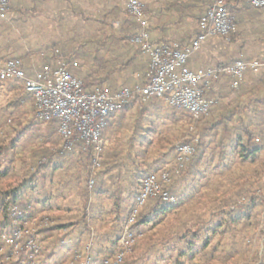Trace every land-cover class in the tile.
Here are the masks:
<instances>
[{"label": "trees", "instance_id": "obj_1", "mask_svg": "<svg viewBox=\"0 0 264 264\" xmlns=\"http://www.w3.org/2000/svg\"><path fill=\"white\" fill-rule=\"evenodd\" d=\"M242 7L255 13L261 9L244 3ZM235 10L233 6L231 11ZM235 34H230L229 40ZM132 38L130 35L126 40ZM91 41L90 38L86 44ZM56 50L63 52L60 57L69 63L75 57L83 60L78 72L85 92L101 86L116 89L136 54H141L135 46L119 52L118 47L98 44L91 53L85 52L84 47L71 53L66 46L51 43L11 59L21 61L24 68L33 58L54 65L60 58ZM128 84L122 87H130ZM141 84H146V77ZM212 85L213 80L210 88ZM231 93L236 94L233 104L218 97L208 114L197 120L170 106L165 98L123 107L106 119L98 166L93 168V148L82 142L68 150H50L51 140L58 136V122H38L32 100L29 108L25 106L28 94L24 85L17 80L0 81V94L12 97L3 113L13 123L8 128V118H0V202L8 197L13 204L31 205L35 213L38 209L47 210L54 224L41 229L39 235L41 246L49 251L45 256L48 258L56 256L54 250L61 247L66 236L72 235L76 240L91 225L95 236L91 264H102L115 256L123 224L143 182L169 171L177 158V147L192 144L194 153L182 174L166 188L175 202L148 200L131 229L151 230L171 213L188 214V218L178 219L173 238L177 257L173 264H210L218 251L224 253L221 259L232 258L247 245L248 231L254 226L253 213L261 203L256 195L264 190V75L252 79L247 88L241 86ZM132 106L137 107L134 119L124 124ZM167 118L173 124L185 119L193 130H187L186 139L174 135L171 140L173 126L165 133L162 128ZM194 139L197 142L193 143ZM27 167L29 170L20 176L19 171ZM91 175L93 186L88 191ZM244 194L249 196L245 204L239 200ZM78 197L76 206L69 208L67 201ZM200 203L202 210L190 211L193 204ZM6 219L5 216L0 221V232L9 231ZM227 237L230 243L225 252L222 248ZM122 264L132 261L126 259ZM260 264H264V256Z\"/></svg>", "mask_w": 264, "mask_h": 264}, {"label": "built area", "instance_id": "obj_2", "mask_svg": "<svg viewBox=\"0 0 264 264\" xmlns=\"http://www.w3.org/2000/svg\"><path fill=\"white\" fill-rule=\"evenodd\" d=\"M243 3L252 8H264V0H209V6L198 22L199 34L196 40L182 49L177 45L153 47L143 3L140 0H126V11L139 28L138 34L130 42L148 58L146 84L142 86L119 87L116 90L101 86L85 92L81 78L74 75L71 64L62 57L54 65L31 63V75L27 74L21 61L6 60L0 63V81L17 80L24 85L33 102L38 122H58L57 134L61 140L59 150H68L76 142L92 147L94 168L98 166L103 146L106 119L123 107L134 102L145 103L152 98H165L170 106L197 120L207 115L215 102V98L206 95V91L218 73L228 76L232 90L239 89L247 75L253 78L264 75V62L260 59L236 60L220 70L202 67L192 71L187 67L190 57L207 38L225 37L236 31L231 9ZM8 6V0H0V18L5 17ZM193 153L192 144L179 145L177 158L170 170L159 173L157 177L150 176L143 182L125 222L117 252L112 260L102 264H121L138 237L131 227L148 200L175 202L166 188L173 177L181 175ZM92 186L91 175L87 183L88 191ZM39 211L35 213L29 204H13L8 197L0 202V221L6 216L9 228L7 232H0V264H45L42 259L48 256L49 251L41 246L39 232L52 225L53 221L43 214L36 217ZM93 237L94 231L91 228L88 229L84 243L82 239L77 243L66 237L60 243L61 250L54 252L61 256H52L55 258L52 264H91Z\"/></svg>", "mask_w": 264, "mask_h": 264}, {"label": "crops", "instance_id": "obj_3", "mask_svg": "<svg viewBox=\"0 0 264 264\" xmlns=\"http://www.w3.org/2000/svg\"><path fill=\"white\" fill-rule=\"evenodd\" d=\"M140 1L148 18L150 42L156 48L177 45L183 49L190 46L199 34L198 22L209 6V0ZM84 4L90 8H85ZM125 4L126 0H10L8 12L4 18H0V63L28 51L44 49L51 43L64 45L71 53L88 45L94 48L96 44L129 50L134 45L126 38L138 34L139 28L128 15ZM242 6H235L239 12L231 11L234 22H237L234 38L231 40L207 38L188 60L187 67L190 70L196 71L202 67L220 70L236 60L260 59L264 62V8L255 13ZM87 16H97L98 23L99 17L102 18L101 21L108 23L106 27L108 31L98 28L92 37L82 39L83 28L77 19ZM90 38L92 41L86 44ZM56 53L63 57L60 50H56ZM129 56L131 58L132 54ZM134 58L131 68L132 70L139 68L143 76L140 83L136 81L130 87L142 86L146 73V64L143 62L145 57L141 58L140 62L137 54ZM34 62L41 63L38 60ZM70 64L74 75L79 77L78 71L84 64L83 60L75 57ZM29 65L25 71L31 75ZM132 70L130 73H133V77L130 79L138 80L137 72L134 73ZM124 76L121 79L122 83L123 80L129 79ZM252 79L254 78L247 75L241 86L247 88ZM228 81V76L218 73L213 79L209 95L215 99L221 97L226 104L231 105L236 100V94L231 93L233 90L229 87ZM122 83L120 82L117 88L122 87ZM136 109L137 107L132 106L127 111L124 124H129L134 119L133 113ZM156 114L158 115V111ZM160 115L162 116V113ZM76 238L74 241L79 243V236ZM56 256L61 255L57 253Z\"/></svg>", "mask_w": 264, "mask_h": 264}, {"label": "rangeland", "instance_id": "obj_4", "mask_svg": "<svg viewBox=\"0 0 264 264\" xmlns=\"http://www.w3.org/2000/svg\"><path fill=\"white\" fill-rule=\"evenodd\" d=\"M9 1V6H8V10L10 8V0ZM84 7L88 9L89 6H87L86 4H84ZM90 8V7H89ZM102 8V6H101ZM103 10V9H102ZM100 12H102L100 10ZM103 15V14H101ZM107 19V18H106ZM105 19V20H106ZM75 20V19H74ZM80 23V25L83 28V36L81 37L82 39H87L89 37H92V34H95L96 31L99 29H104L106 31H108L107 25L108 23H105L104 21H101L102 18L99 17V23H98V17H91V16H87V17H79L77 19ZM110 20V19H109ZM109 22V21H108ZM235 24V23H234ZM236 26V25H235ZM133 29V27H132ZM237 32V26H236V31L230 34H234ZM228 34L226 37V39H229V35ZM225 37H218V38H225ZM80 38V40H81ZM127 50L126 48L120 49L119 52H123ZM84 51L87 53H91L92 51V46L88 45L84 47ZM144 54L141 53H137V56L139 57V62L141 60V58L143 59V62L145 61L146 64V71H147V67H148V58L147 56H143ZM37 59H32L29 63L36 61ZM39 61V60H38ZM138 62V61H136ZM133 66V65H132ZM139 68H136V70H132V68H130L127 71V74H125V78H129L127 80H129V84L125 82V80H123L124 82L122 83V81L120 80V82L123 85L128 84L127 86L132 85L133 83H135L136 81L138 83H140L141 77L143 76V73L140 74V71L138 70ZM134 71L137 72L136 75L138 76L137 78H139L138 80L134 79H130L131 77H133V73L131 74L130 72ZM146 77V74H145ZM27 100V101H26ZM12 101V97L10 94H0V118H8L7 120V124H8V128H10V125H13V123L11 122V117L7 114H4L3 111L6 108V106ZM25 106L26 108L30 107L31 104V100L28 97H26L25 99ZM31 109V108H30ZM8 113V112H6ZM185 119H183L182 121L178 122L177 124H173L171 120H169L168 118L164 120L163 124H162V128L164 129L163 132L165 133V131L168 129L169 126H173V132L170 135V137L172 138L171 140L174 139V135L175 136H180L181 138L183 137V139H186V137H188V133L187 130L189 131V133L193 130V126L192 125H186L185 124ZM12 123V124H10ZM192 128V130H191ZM42 132L44 131V127L41 128ZM11 131V129H10ZM41 134V133H40ZM35 137V135H33ZM61 145V140L59 139V137H55L51 140L50 144H49V149L54 151L56 149L59 148V146ZM188 163V162H187ZM186 163V164H187ZM31 169V168H30ZM28 167L25 169H22L19 171V175H23L24 173H26L28 171ZM182 174V173H181ZM214 177V176H213ZM177 179V177H173L171 183L168 185V187L173 183V181ZM263 182H264V178H263ZM257 198L258 200H260L261 203H258V206L256 207L254 213H253V219L252 222L254 224L253 228L250 229L248 231V236L246 238L247 245H245L243 248H241V250L235 254L232 258L229 259H221L220 255L224 254V253H220L219 251L217 252V254L215 255V258L210 261V264H259L261 259L264 256V190L262 193H257ZM248 195L244 194L242 195V198L239 199L241 202L248 203ZM79 199V197L76 200L73 199H69L67 202V206L69 208H74V206H76V202ZM82 199V198H81ZM202 203L200 204H193L189 209L190 211L192 210H202ZM39 210V209H38ZM182 210H180L181 212ZM40 214H43L45 216H49V218L53 221V217H51L49 215V213L47 212V210L44 209H40L39 213L36 214V217H38ZM188 215V214H187ZM182 216V214H175V213H171L169 214L164 221L158 225L157 227H154L153 229L149 230L146 227H141L138 231H134V233L136 235H138V237L136 238V241L134 242V244L130 247V250L125 254L124 259L122 260L121 264L124 262V260L128 259L130 261H132V264H173L174 261L176 260L177 257V251L175 250V248H173V238H174V233L176 232V227H177V223H178V219L182 216V218H188V216ZM68 217L70 216L67 215ZM54 224V221L53 223ZM123 224V228H124ZM87 229L91 228L94 231V228L91 225H87ZM88 236V231L85 232L83 235L79 236V239H82V242L84 243L85 238ZM40 237V236H39ZM66 237H70V238H74V236H66ZM95 237V236H94ZM94 237H93V243H94ZM226 242L223 243V248L222 250H224L225 252L228 250L229 246L228 244L230 243V238L227 237L226 238ZM74 240V239H73ZM226 245V246H224ZM119 246V244H118ZM118 248V247H117ZM60 248H56V250H54V252H59ZM117 252V249H116ZM115 252V253H116ZM59 254V253H58ZM222 256V255H221ZM114 258V257H113ZM112 258V259H113ZM54 257H43V262L46 264H52V261L54 260ZM202 264V263H200Z\"/></svg>", "mask_w": 264, "mask_h": 264}]
</instances>
